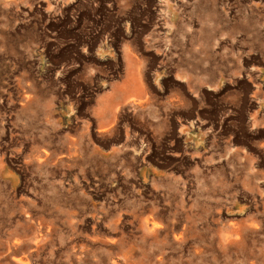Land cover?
<instances>
[{
	"label": "rangeland",
	"instance_id": "1",
	"mask_svg": "<svg viewBox=\"0 0 264 264\" xmlns=\"http://www.w3.org/2000/svg\"><path fill=\"white\" fill-rule=\"evenodd\" d=\"M66 1L0 0V264H264V0L125 22L145 98L105 126L124 59L67 52Z\"/></svg>",
	"mask_w": 264,
	"mask_h": 264
},
{
	"label": "flooded vegetation",
	"instance_id": "2",
	"mask_svg": "<svg viewBox=\"0 0 264 264\" xmlns=\"http://www.w3.org/2000/svg\"><path fill=\"white\" fill-rule=\"evenodd\" d=\"M62 9L61 33L67 34L64 49L74 56L85 52L89 55H97L95 48L98 46H109L111 52L103 53L105 58L115 56L118 60L114 67L118 74L123 67L121 62V45L127 38L124 23L128 22L130 28L132 25L140 24L139 28L147 21L145 15L149 4V13L151 17L155 12L154 0H134L132 6L125 12L120 10L117 0L99 1V0H69L65 3H56ZM52 21L55 17L51 18ZM87 48V50L82 49ZM114 69V68H113Z\"/></svg>",
	"mask_w": 264,
	"mask_h": 264
},
{
	"label": "crops",
	"instance_id": "3",
	"mask_svg": "<svg viewBox=\"0 0 264 264\" xmlns=\"http://www.w3.org/2000/svg\"><path fill=\"white\" fill-rule=\"evenodd\" d=\"M122 57L125 66L121 79L110 82V90L101 96V103L95 110L101 126L108 125L113 119L117 104L130 98L137 102L145 98V88L141 78L143 67L141 58L135 55L129 46H126ZM80 137L77 138V145Z\"/></svg>",
	"mask_w": 264,
	"mask_h": 264
},
{
	"label": "bare ground",
	"instance_id": "4",
	"mask_svg": "<svg viewBox=\"0 0 264 264\" xmlns=\"http://www.w3.org/2000/svg\"><path fill=\"white\" fill-rule=\"evenodd\" d=\"M143 225H144L145 228H148L149 230H151L153 232L156 231L161 226L159 222L148 221V220H146V222ZM33 226H34L33 227L34 231H33V236H32V238L34 239L33 240V244H34L35 247H38L37 235H39V233H41V225L40 224L34 225V223H33ZM44 226H46V225H44ZM241 229H242L241 226L233 228L231 230V234L228 235L229 237H226L224 240H226L227 242L233 241V237L232 236L236 235V234H239L241 232ZM28 240H32V239L29 238ZM28 258H29V256H26V255L25 256H19L16 261H21V262L24 263V262H28L27 261Z\"/></svg>",
	"mask_w": 264,
	"mask_h": 264
}]
</instances>
